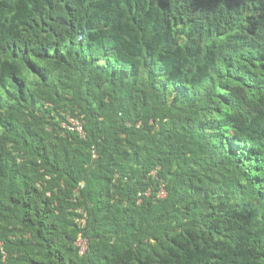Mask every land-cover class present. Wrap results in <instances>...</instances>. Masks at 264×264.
Masks as SVG:
<instances>
[{
  "label": "trees",
  "instance_id": "obj_1",
  "mask_svg": "<svg viewBox=\"0 0 264 264\" xmlns=\"http://www.w3.org/2000/svg\"><path fill=\"white\" fill-rule=\"evenodd\" d=\"M0 264H264V0H0Z\"/></svg>",
  "mask_w": 264,
  "mask_h": 264
},
{
  "label": "built area",
  "instance_id": "obj_2",
  "mask_svg": "<svg viewBox=\"0 0 264 264\" xmlns=\"http://www.w3.org/2000/svg\"><path fill=\"white\" fill-rule=\"evenodd\" d=\"M62 129L74 132L78 134L81 138H85V131L83 128V121L82 117H67L66 121L62 122L61 124ZM156 172H152V176L155 177ZM150 189L144 194L146 197L150 194ZM166 197V192L164 190H160L157 194L158 199H163ZM76 218H75V225L77 226L79 232V235L77 237V240L75 242V247L78 249L79 256H84L88 252V239L83 236V231L87 227V221H88V214L87 211L82 208L78 207L76 209Z\"/></svg>",
  "mask_w": 264,
  "mask_h": 264
}]
</instances>
